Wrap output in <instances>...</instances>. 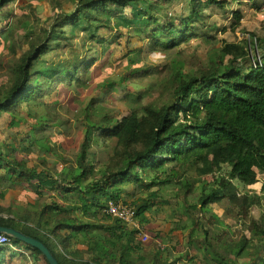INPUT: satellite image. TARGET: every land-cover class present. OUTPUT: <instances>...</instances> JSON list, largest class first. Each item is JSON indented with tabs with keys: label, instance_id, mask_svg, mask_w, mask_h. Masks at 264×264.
Instances as JSON below:
<instances>
[{
	"label": "trees",
	"instance_id": "obj_1",
	"mask_svg": "<svg viewBox=\"0 0 264 264\" xmlns=\"http://www.w3.org/2000/svg\"><path fill=\"white\" fill-rule=\"evenodd\" d=\"M14 1L0 0V10ZM243 2L252 3L257 10L264 4V0H77L74 10L58 17L44 31L45 37L40 42L31 43L19 58L9 61L7 82L0 85V117L7 113L15 120L18 107L42 101L51 86L82 82L98 51H89L82 61L64 66L49 63L43 57L52 45L59 47L61 41L69 39L66 36L69 30L81 31L83 41L104 47L106 41L99 36L100 30L111 32L114 28L119 33L120 28L134 26L133 22H127L126 26L119 22V12L129 9L136 18L146 19L138 27L152 26L145 31L151 43L168 50L198 36L197 25L211 7L222 10L237 4V9H231L229 20L222 19L228 20L226 25L222 24V30L243 33L239 4ZM173 4L182 8L175 17H163L160 11ZM255 40V48L249 47L247 41L241 44L221 41L208 65L198 62L191 73H175L162 87L165 94L160 99L131 109L127 116L120 119L105 116L94 123L88 116L75 167L65 168L56 177L17 160L16 147L0 148V170L5 174L0 176V183L27 185L38 196L51 193L53 199L40 207L29 206L21 215L0 206V227L39 240L59 264H174L158 248L142 247L135 233L118 221L88 226L74 215L76 211L83 216L92 210L100 213L108 201L118 203L129 198L131 202L122 203L133 206L139 222L145 224L149 222L146 212L152 207L161 209L175 200L179 214L188 220L179 228L191 225L201 231L205 236L200 244L206 243L213 250L218 264H236L234 259L243 254L250 241L257 243L251 263L264 264V216L255 218L251 213L262 197H242L224 212L249 237L241 234L240 239L229 240L227 233L222 232L221 236L226 238L219 245L217 236H210L203 223L208 205L225 197L229 180L248 187L257 183V174L264 175V38ZM37 116L35 113L28 116L32 121L28 138L49 124L37 120ZM97 133L108 152L100 166L88 161L92 137ZM44 142L49 145L50 139ZM223 167L230 168L229 180L218 176ZM191 171L196 173V179L190 175ZM207 176L216 187L210 189V183L204 179ZM169 186L173 187V199L165 196L168 193L165 187ZM54 196L67 205L60 206ZM103 216L104 220L110 219ZM64 230L85 249L69 248L67 253L57 254V244L67 241L61 235ZM9 239L48 264L36 249ZM5 250L0 248V264Z\"/></svg>",
	"mask_w": 264,
	"mask_h": 264
},
{
	"label": "rangeland",
	"instance_id": "obj_2",
	"mask_svg": "<svg viewBox=\"0 0 264 264\" xmlns=\"http://www.w3.org/2000/svg\"><path fill=\"white\" fill-rule=\"evenodd\" d=\"M76 1L15 0L0 10V85L7 82L6 69L9 61L12 58H19L29 49L31 43L40 42L58 17L70 14L74 10ZM239 4L243 14L240 23V30H243V33L222 30L223 25L229 20L227 17L231 9H237V4L234 3L222 10L211 7L203 13L205 18L197 25L198 36L191 37L180 46L168 50L151 43L150 36L145 32L149 24L138 27V23L146 19L136 18L134 11L129 9L119 12V22L124 26L127 22H133L134 26H129L130 29L120 28L117 30L119 33H115L114 28L111 32L108 29L100 30L99 36L106 41L104 47L93 44L90 40L83 41L84 34L81 31H67L66 36L69 39L61 41L59 47L52 45L51 51L43 57L49 63L64 66L82 61L89 51H98L84 72L82 82H60L51 86L46 90L48 92L44 94L42 101L18 107L15 120L7 113L1 115L0 148L16 147L14 156L17 160H23L29 168L48 172L54 177L65 168L75 167L85 134L83 126L88 116L92 123L105 116L120 119L127 116L131 109L160 99L165 94L162 87L169 83L175 73H191L198 66V62L203 66L208 65L209 57H214L213 52L218 50L221 41L240 44L247 41L249 47L255 48V37L264 38L262 11L264 4L258 10L252 7V3ZM181 8V5L173 4L171 7L163 8L160 14L163 17H175ZM224 18L228 20L223 21ZM151 28L152 26L149 30ZM56 47L58 48L55 49ZM226 61L227 58L222 64ZM30 113L37 114V120L49 124L28 138L29 128L32 126V121L28 118ZM98 134L100 133L92 137L88 157V161L96 166L103 164L108 156ZM46 138L50 139L49 145L44 142ZM229 172L230 168L223 167L218 176L229 180ZM190 175L196 179L195 172L191 171ZM0 176H5L3 170H0ZM204 179L210 183V189L215 186L210 176ZM263 181L264 175L261 174H257V183L248 187L241 186L235 180H229L225 197L208 205L209 209L205 214L207 220L203 219L204 228L210 236H217L215 240H219V245L226 238L221 236L222 232L227 233L229 240H238L243 234L239 223L224 214L229 204L240 202L242 197H262L259 205L252 207L251 213L255 218L264 216ZM165 188L168 193L163 190L162 194L166 193L168 199H173L171 197L173 187ZM51 200V193L44 192L41 197L27 185L8 186L6 183H0V206L9 208L19 215L29 206L40 207ZM60 201L63 200L55 198V202ZM123 201L131 202L129 198ZM103 215H105L103 209L100 213H95L96 221L102 220ZM182 216L175 200H171L170 205L161 209L152 207L146 212L149 222L143 224L148 239L142 241L137 237V241L146 249L155 247L163 251L164 258L171 254L174 264H218L213 250L209 249L206 243L200 244L204 242L205 236L201 231L191 225L186 229L179 228V225L188 222L187 218ZM85 220L92 222V218ZM154 221L158 223L156 226ZM150 227L160 233L157 239L149 234L152 230ZM243 235L249 237L248 232H244ZM215 240L213 242L216 245ZM255 246L256 241L248 242L245 245L246 250L239 258L234 259V263L252 264ZM40 263L45 264L42 259Z\"/></svg>",
	"mask_w": 264,
	"mask_h": 264
},
{
	"label": "crops",
	"instance_id": "obj_3",
	"mask_svg": "<svg viewBox=\"0 0 264 264\" xmlns=\"http://www.w3.org/2000/svg\"><path fill=\"white\" fill-rule=\"evenodd\" d=\"M55 198L58 199V200L60 199L57 196H54V200H55ZM52 200H51V202H52ZM59 203L58 204L60 206L67 205L64 201H60ZM74 217H75V219L84 222L85 225H88V226H96V225H99V224L100 225H107V224H110L113 221V220L109 219L110 220L109 222H104V219H102V220L97 222L94 210L89 211L86 216H83L82 212L76 211ZM83 218H85V219L86 218H92V222H89L88 220H85ZM157 224L158 223L155 222L154 225L156 226ZM151 229L152 230L149 231V234H152L154 237H157V236L160 235L159 232H158L159 233L158 234L157 232H155L153 230V228H151ZM92 234H93L92 237H94V235H95V231L94 230H93ZM61 235L64 238V240L67 238V241L65 240L62 245L57 244V249L55 251L57 254H59V253H67L69 248H70L71 251H83L85 249L83 244L76 243L74 239H70L69 238L70 237V232L68 230L62 231ZM18 247L23 251L24 254H22V253H11L10 249L6 248L5 252L3 253V259H2V261H3L2 263L3 264L4 263H7V264H41L40 263V261H41L40 257L35 256L32 252H30L27 249H25V247H22L20 245ZM5 253H6V255H8V254L9 255L6 256ZM25 253H27V255ZM11 256H14V257L17 256V257L16 258H12ZM168 257H167L168 260L171 262L172 261L171 260V254H169Z\"/></svg>",
	"mask_w": 264,
	"mask_h": 264
},
{
	"label": "built area",
	"instance_id": "obj_4",
	"mask_svg": "<svg viewBox=\"0 0 264 264\" xmlns=\"http://www.w3.org/2000/svg\"><path fill=\"white\" fill-rule=\"evenodd\" d=\"M262 11L264 12V7ZM103 213L110 217L111 220L118 221L126 226L130 231L135 233L136 237L141 238L142 241L148 239V234L144 231L143 224H141L136 217L133 206L122 202L115 203L113 201H108L105 204ZM0 248H9L12 253L24 254L18 246L12 244L9 237L2 234H0Z\"/></svg>",
	"mask_w": 264,
	"mask_h": 264
},
{
	"label": "water",
	"instance_id": "obj_5",
	"mask_svg": "<svg viewBox=\"0 0 264 264\" xmlns=\"http://www.w3.org/2000/svg\"><path fill=\"white\" fill-rule=\"evenodd\" d=\"M0 234H5L14 241L20 242L31 248L36 249L43 256V258L46 260L48 264H59L57 260L54 258V256L51 254L49 249L39 240L32 237H28L14 229L5 228V227H0Z\"/></svg>",
	"mask_w": 264,
	"mask_h": 264
}]
</instances>
